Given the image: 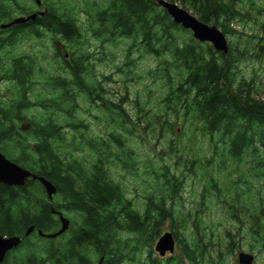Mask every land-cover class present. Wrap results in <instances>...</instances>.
Instances as JSON below:
<instances>
[{
    "label": "trees",
    "instance_id": "obj_1",
    "mask_svg": "<svg viewBox=\"0 0 264 264\" xmlns=\"http://www.w3.org/2000/svg\"><path fill=\"white\" fill-rule=\"evenodd\" d=\"M170 1L196 13L199 20L216 24L225 34L235 33L229 24L236 18L251 19L247 11L241 12L237 7L238 0ZM41 4L44 12L34 20L0 28V51L25 38L48 35L62 72L45 79L50 96L38 95L32 99L35 60L22 54L0 62V86L11 85L9 96L0 87V151L32 173L50 180L56 192L50 202L38 179L28 178L22 186L0 183V234L23 236L33 225L34 231L24 236L20 248L33 247L30 240L38 235L37 229L53 232L51 229L58 222L51 204L57 211L76 214L70 218L75 227L70 228V235L64 232L55 237L56 242L39 245L43 249L21 250L17 264H86L93 254L103 256L107 264H120L126 259H133L136 264H186L185 259L196 264L212 242L201 243L203 235L200 234L198 241L190 242L181 231L186 227V216L176 211L173 200L181 190L183 178L174 173L166 175L161 183L163 192L148 195L141 211L127 197L121 184L111 177L107 167L114 160L123 168L132 169L128 160L123 159L126 153L122 150L121 134L110 133L119 152L112 151L111 141L86 136L87 124L75 112L77 94L83 92L91 101L98 98L100 104L110 107L100 93L93 97L94 86L85 77L89 53L76 45L89 30L101 42L128 38L129 48L138 44L143 52L156 57L168 54L172 61L165 60L167 66L163 69L167 81H170V66L179 74L176 83H170L164 98L170 108L182 111L191 125L201 126L202 133L214 144L220 141L225 154L223 161L228 158L239 163L249 154L264 165V100L254 97L253 79L237 80L239 62L254 56L252 47L239 48L229 42V52L225 54L208 42L180 43L177 32L187 29L176 24L156 0H83L80 6L69 0H41ZM9 10L5 0H0V23L6 22ZM81 14L86 21H82ZM261 26L264 29V23ZM126 99L123 95L111 110L121 129H125L129 119L123 106ZM149 126L147 122L143 129ZM166 126L175 133L174 122ZM75 137L79 141L74 143ZM82 144L94 151L95 156L89 163L67 149L73 146L76 150ZM194 162L195 159L191 165ZM209 162L207 159L206 163ZM209 181L220 195L222 190L217 188V179L210 175ZM241 206L232 199L227 202L226 211L241 223L247 217L251 231L262 239L264 248V227L259 221L264 208L254 203V210L246 216ZM166 222L180 253L162 261L151 256V244ZM123 233L133 234V238L123 239ZM144 247H147V256L142 260L139 256ZM9 255L10 252L0 264H8Z\"/></svg>",
    "mask_w": 264,
    "mask_h": 264
},
{
    "label": "rangeland",
    "instance_id": "obj_2",
    "mask_svg": "<svg viewBox=\"0 0 264 264\" xmlns=\"http://www.w3.org/2000/svg\"><path fill=\"white\" fill-rule=\"evenodd\" d=\"M82 1L69 0L75 6H80ZM238 1L237 7L241 12L247 11L251 19L240 21L236 18L232 21L229 25L235 33L226 34L227 38L239 48L249 45V48L252 47V54L254 56L257 54V57L247 56L239 62L237 80L241 77L246 80L253 79L254 97L264 100V29L261 26V23H264V0ZM5 4L10 10L4 21L43 8V4L38 6L34 0H5ZM189 11L196 16V13ZM81 18L82 21H86L83 14ZM177 37L180 43L199 42L189 30L178 31ZM130 44L131 40L128 38L101 42L100 38L93 36L88 30L76 45L89 53L85 77L89 84L94 86L93 97H96L97 92L100 93L110 107L109 109L100 104L98 98L91 101L83 92L77 94L78 105L75 112L87 124L86 136L93 139L102 137L111 141L112 151L119 152L121 150L116 149L117 145L110 137V133L121 134L124 141L122 150L124 149L126 153L123 159L128 160V165L132 169L123 168L114 160L110 161L107 167L111 177L121 184L127 197L141 211L148 195L152 193L159 195L163 192L164 185L161 183L166 175L174 173L183 178L181 190L173 200L176 211L186 216L184 219L186 227L181 231L190 242L198 241L199 234L203 235L201 243L208 240L212 242V245L205 249L204 257L198 258L196 264H241L237 260L239 250L254 253L252 264H264L262 239L251 231V221L245 217L241 223L231 218L226 211L227 202L232 199L242 205L241 211L246 216L254 210V203L264 208V165L258 164V161H254L253 155L249 154L239 163L228 158L223 161L225 158L223 144L217 140L214 144L208 135L202 133L201 126L191 125L188 119L185 120L182 111L176 112L164 100L170 83H176L179 76L175 72L177 70L170 66L168 82L163 71L164 66H167L165 60L172 61V58L168 54L156 57L152 53L143 52L138 44L129 48ZM62 50L64 51L63 48ZM22 54L29 55L35 60L36 82L30 93L31 98L34 99L38 95L50 96V88L44 84L45 79L48 75L60 73L62 70L49 36L42 38L32 36L6 46L0 51V62H6L13 55ZM0 87L5 96L10 95V83H3ZM123 95L127 97L123 106L129 116L125 122V129L120 128L117 116L111 111L114 108L113 104ZM32 112L35 113L36 110ZM147 122L150 126L143 129ZM169 122H174L175 133L167 129L166 124ZM181 131L183 132L180 133ZM78 141L79 137L73 140L74 143ZM75 148L76 150L73 146L67 147L85 163H89L95 156L94 151L86 144H82L81 148L79 146ZM194 159L195 162L191 165ZM207 159H210L208 164ZM191 167L193 171L190 170ZM210 175L217 179V188L222 190L220 195L210 184ZM63 213L70 220L69 228L65 231L66 235H70V228L75 227L70 218L76 214L67 211ZM57 221L51 231L59 228L58 218ZM259 221L264 227L263 213ZM165 230L171 231L168 222L163 225L161 233ZM57 238L51 240L38 235L32 236L30 241L33 247L23 246L10 252L8 264H17V256L21 250L43 249L39 245L46 246L56 242ZM122 238L132 239L133 234L123 233ZM131 242L128 241L129 244ZM153 245L154 242L151 244V254L164 261L167 257L158 256ZM179 253V247L175 245L174 251L168 254L177 256ZM140 254V259L144 260L147 256V247H144ZM91 258V262H97L99 259L94 254ZM104 263L107 264L106 261ZM185 263L195 264L186 259ZM120 264L136 262L133 259H126Z\"/></svg>",
    "mask_w": 264,
    "mask_h": 264
},
{
    "label": "water",
    "instance_id": "obj_3",
    "mask_svg": "<svg viewBox=\"0 0 264 264\" xmlns=\"http://www.w3.org/2000/svg\"><path fill=\"white\" fill-rule=\"evenodd\" d=\"M37 5H41V0H34ZM156 2L166 10L172 20L179 24L182 28L190 30L192 36L200 42H208L215 50L221 51L225 54L229 52V40L227 35L214 23H206L199 20L188 9L181 6L175 1L170 0H156ZM43 10H38L27 15H18L9 21L0 23V28L10 27L13 24L25 23L29 20H34L38 15L43 14ZM28 178L38 179L44 187L48 200L52 202L54 193L56 192V186L44 176L32 173L30 170L20 166L16 162L6 157L0 151V183L6 185L22 186L25 184ZM52 212H57L59 215L60 227L53 232H44L41 229H37V233L40 236L47 238H54L64 233L69 228V219L63 215L60 211L53 208L51 204ZM34 226H29L23 236L17 235H2L0 234V262L4 260L6 253L18 246L23 237L27 236ZM176 240L173 233L170 230H165L156 239L154 249L161 255L166 252L172 253L175 249ZM237 260L241 264H252L254 261V253L245 250H239L237 253Z\"/></svg>",
    "mask_w": 264,
    "mask_h": 264
},
{
    "label": "flooded vegetation",
    "instance_id": "obj_4",
    "mask_svg": "<svg viewBox=\"0 0 264 264\" xmlns=\"http://www.w3.org/2000/svg\"><path fill=\"white\" fill-rule=\"evenodd\" d=\"M37 5V4H36ZM42 5V4H41ZM38 6H40V5H38ZM38 10H43L44 11V8L43 9H36V10H34L33 12H35V11H38ZM32 13V12H31ZM27 15V14H26ZM61 212V211H60ZM56 216H57V218H58V220H59V215H58V213L57 212H53ZM62 213V212H61ZM63 214V213H62ZM64 215V214H63ZM68 218V217H67ZM69 219V218H68ZM60 222V221H59ZM60 227V226H59ZM34 231V229L29 233V234H31L32 232ZM37 232V231H36ZM28 234V235H29ZM38 234V233H37ZM27 235V236H28ZM40 236V235H39ZM41 237H44V236H41ZM24 238V237H23ZM44 238H47V237H44ZM55 238V237H54ZM47 239H50V238H47ZM23 240V239H22ZM156 241V240H155ZM22 242V241H21ZM21 244V243H20ZM20 244L18 245V246H16L15 248H13V249H10L8 252H12V251H14L15 249H19L20 248ZM154 244H155V242H154ZM153 247H154V245H153ZM155 250V249H154ZM156 251V250H155ZM7 252V253H8ZM157 252V251H156ZM6 253V254H7ZM158 253V252H157ZM169 252H166L165 254H163V255H161V254H157L158 256H161V257H169V256H171V254L169 255L168 254ZM151 256L153 257V256H156V255H152L151 254ZM86 264H105L104 263V259H103V256H99V259H98V261L97 262H91V261H89V262H87Z\"/></svg>",
    "mask_w": 264,
    "mask_h": 264
}]
</instances>
